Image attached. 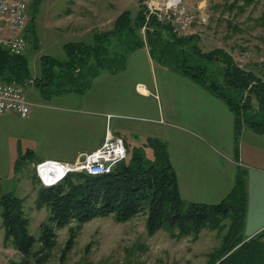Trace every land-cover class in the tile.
<instances>
[{
  "label": "crops",
  "instance_id": "1",
  "mask_svg": "<svg viewBox=\"0 0 264 264\" xmlns=\"http://www.w3.org/2000/svg\"><path fill=\"white\" fill-rule=\"evenodd\" d=\"M38 43L34 40L23 55L32 75L21 85L30 114L0 113V165L10 171L24 155L33 165L47 160L73 164L100 148L108 132L123 138L127 159L138 148L149 157L153 149L147 144L155 139L168 147L183 203L222 202L244 170L242 234L248 240L264 232V132L243 124L237 137V117L225 101L159 64L147 45L132 51L123 68L105 62L88 83L80 77L88 73L86 67L75 69L78 59L35 52L31 65L28 54ZM78 43L65 44L68 57L67 46ZM52 59L64 64L55 65L50 80Z\"/></svg>",
  "mask_w": 264,
  "mask_h": 264
},
{
  "label": "rangeland",
  "instance_id": "2",
  "mask_svg": "<svg viewBox=\"0 0 264 264\" xmlns=\"http://www.w3.org/2000/svg\"><path fill=\"white\" fill-rule=\"evenodd\" d=\"M25 1L32 13L27 31L29 48L34 40L39 42L36 51L28 54L31 65L35 52L38 56L74 61L68 57L65 44L79 42L78 49L82 48L79 56L83 59L82 65L79 62L75 65L76 70L87 65L96 68L99 58H107L106 63L112 68H123L132 51L138 48H134L135 43L142 48L148 46L146 27L136 23L144 9L162 22L171 23L179 36H199L204 52L215 48L226 50L239 66L264 80V0H179L177 4H169L170 0ZM120 16L121 23L133 27L131 31L127 27L117 29ZM162 35L170 38L166 31ZM93 70L81 73L86 76L80 77L92 76ZM60 85L63 87L65 83ZM250 103L251 108L243 107L246 116L259 108L257 99ZM139 150L142 149L132 151ZM149 158H153V152ZM32 161L21 156L10 171L4 163L0 165V197L12 192L23 199L30 231L39 238L41 225L49 220L50 211L38 204L39 189L45 186L39 181ZM189 205L185 202L183 206ZM146 223V213L126 223L112 217L95 218L82 225L72 223L56 230L57 245L43 264H210L224 246L231 221L223 219L218 227L205 228L195 237L178 235L166 227L151 235ZM71 240L74 243L67 251ZM23 258L4 241L0 210V264ZM32 262L36 264L34 258Z\"/></svg>",
  "mask_w": 264,
  "mask_h": 264
},
{
  "label": "trees",
  "instance_id": "3",
  "mask_svg": "<svg viewBox=\"0 0 264 264\" xmlns=\"http://www.w3.org/2000/svg\"><path fill=\"white\" fill-rule=\"evenodd\" d=\"M122 18L119 17L117 29L127 27L131 31L133 27L121 23ZM136 23L146 27L153 59L191 78L225 101L237 117V137L243 124L264 132V80L255 72L239 66L224 49L204 52L199 45V36H179L171 23L162 22L144 9ZM163 31L168 33L169 39L163 37ZM76 45L69 44L68 52L82 65L83 57L79 56L82 48L78 49ZM99 47L101 49V44ZM136 47L141 48V44L135 43ZM106 59L99 58L96 68L87 65L86 69L90 72L100 68ZM52 61L50 72L55 65L64 64L55 59ZM53 75L52 71L46 78L52 80ZM30 78L24 56L16 57L0 50V81L25 85ZM92 78L93 75H88L87 82L90 83ZM254 98L259 108L251 110V116H246L243 107L251 108L250 101ZM147 147L153 149L152 159L142 149L121 162L110 174L93 176L74 172L56 185L39 189L38 204L50 211L49 220L41 225L39 238L30 231L23 199L12 192L2 194L0 210L4 241L24 256L21 261L7 264H33L32 258L36 264L45 263L57 245L56 230L72 223L82 225L105 217L126 223L144 213L151 235L166 227L178 235L195 237L203 229L216 228L223 219L229 218L231 224L224 246L210 264H264V243L261 242L264 232L248 240L241 235L247 199L245 171H239L233 191L222 202L192 203L184 208L167 145L151 139ZM73 243V240L69 242L67 251Z\"/></svg>",
  "mask_w": 264,
  "mask_h": 264
},
{
  "label": "built area",
  "instance_id": "4",
  "mask_svg": "<svg viewBox=\"0 0 264 264\" xmlns=\"http://www.w3.org/2000/svg\"><path fill=\"white\" fill-rule=\"evenodd\" d=\"M31 14V6L25 0H0V50L16 57L27 52L29 49L27 31ZM8 111L27 117L31 105L23 86L0 81V113ZM127 155L123 138L108 132L102 146L95 152L87 154L84 162L67 164L47 160L36 164V174L43 186L50 187L74 172H85L93 176L110 174L127 159Z\"/></svg>",
  "mask_w": 264,
  "mask_h": 264
},
{
  "label": "bare ground",
  "instance_id": "5",
  "mask_svg": "<svg viewBox=\"0 0 264 264\" xmlns=\"http://www.w3.org/2000/svg\"><path fill=\"white\" fill-rule=\"evenodd\" d=\"M177 3H179V0H170L169 1V4H177Z\"/></svg>",
  "mask_w": 264,
  "mask_h": 264
},
{
  "label": "water",
  "instance_id": "6",
  "mask_svg": "<svg viewBox=\"0 0 264 264\" xmlns=\"http://www.w3.org/2000/svg\"><path fill=\"white\" fill-rule=\"evenodd\" d=\"M86 156H87V154H84V155L82 156V158H81L79 161H80V162H84L85 159H86Z\"/></svg>",
  "mask_w": 264,
  "mask_h": 264
}]
</instances>
